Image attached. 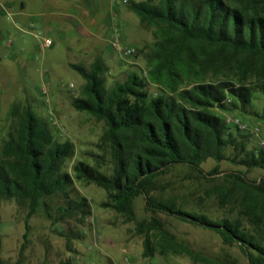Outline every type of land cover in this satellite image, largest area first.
<instances>
[{
  "label": "trees",
  "instance_id": "1",
  "mask_svg": "<svg viewBox=\"0 0 264 264\" xmlns=\"http://www.w3.org/2000/svg\"><path fill=\"white\" fill-rule=\"evenodd\" d=\"M130 8L142 24L155 26L147 76L165 91L149 95L145 80L135 73L106 88L100 58L88 69L70 64L85 80L84 96L74 99L73 106L104 122L101 143L111 156V174L79 160L72 167L73 177L65 169L74 143L56 139L30 107L19 113L13 105L14 124L0 149V202H28L29 218L44 198L61 194L65 205L58 208L59 219L83 220L90 206L86 198H72L70 192L74 179L82 180L106 191L103 207L136 223L144 234L146 257L159 251L210 264L163 228L157 216L163 214L212 230L226 243H236L249 264H264V175L255 181L247 172H225L226 184L214 186L219 203L237 204L246 225L241 218L212 220L150 195L156 180L176 167L214 181L223 172L214 167L205 173L201 165L208 158L224 160L227 146L235 151L234 164L247 171L264 170V150L247 149L248 137H234L212 111L246 112L255 88L264 91V82L246 83L249 78L264 81V0H141L131 1ZM208 75L226 78L206 81ZM140 195L151 213L148 221L136 220L134 200Z\"/></svg>",
  "mask_w": 264,
  "mask_h": 264
},
{
  "label": "rangeland",
  "instance_id": "2",
  "mask_svg": "<svg viewBox=\"0 0 264 264\" xmlns=\"http://www.w3.org/2000/svg\"><path fill=\"white\" fill-rule=\"evenodd\" d=\"M131 1L141 0H0L5 4L2 12L7 11V15L0 12V149L14 124L13 105H18L19 113L28 106L56 139L74 143V156L65 169L73 177L72 167L79 160L111 174V156L101 143L104 122L73 106L74 99L84 96L85 80L70 64L88 69L100 58L106 67L102 75L106 88L135 73L145 80L149 95L165 91L147 76V58L156 40L155 26L140 22L138 14L130 8ZM45 37L52 39L51 46L43 44ZM116 37L120 41L118 50L113 46ZM128 46L137 48L131 58L120 52ZM224 78L208 75L206 81ZM263 82L249 78L246 83ZM258 87L246 112L217 108L212 111L224 121L228 116H240L264 130V91ZM42 90L47 92L43 94ZM229 132L237 139L245 136L235 128ZM250 148L248 140L247 149ZM234 153L227 146L223 149L224 160L208 158L203 162L205 173L214 167L223 172L214 181L188 168L176 167L156 180V188L150 195L212 220L241 218L246 225L237 204L219 203L214 186L226 184L225 172H247L249 180L257 181L264 170L252 167L247 171L234 164ZM70 192L72 198H86L90 206V214L83 220L77 216L59 219L58 208L65 205L61 194L44 198L29 218L28 202L1 200L0 264H202L185 254L164 255L155 251L153 257L144 256V234L137 230L135 222L101 205L107 200L104 189L74 179ZM134 211L137 221L150 220L143 195L134 200ZM157 216L163 228L196 257L206 258L210 264H249L237 244L226 243L218 233L174 217Z\"/></svg>",
  "mask_w": 264,
  "mask_h": 264
},
{
  "label": "built area",
  "instance_id": "3",
  "mask_svg": "<svg viewBox=\"0 0 264 264\" xmlns=\"http://www.w3.org/2000/svg\"><path fill=\"white\" fill-rule=\"evenodd\" d=\"M129 0H123V2H128ZM10 14V13H9ZM43 44L45 46H51L53 44V41L50 37H45ZM113 46L116 48L115 50H118L120 48V41L119 38L116 37L113 40ZM137 48L135 47H125L121 48L120 52L123 57L125 58H131L134 55H136ZM43 94H45L47 91L42 90ZM230 100L227 99V102ZM225 125L227 128L233 129L235 128L237 131L242 133L243 135L248 137V140L251 142V150H254L255 153H257L259 150H264V130L256 124H250L248 122H245L240 116H228L225 119Z\"/></svg>",
  "mask_w": 264,
  "mask_h": 264
},
{
  "label": "crops",
  "instance_id": "4",
  "mask_svg": "<svg viewBox=\"0 0 264 264\" xmlns=\"http://www.w3.org/2000/svg\"><path fill=\"white\" fill-rule=\"evenodd\" d=\"M5 8V4H3V3H0V12L1 13H3V14H5V15H7V11H4V12H2V10ZM10 13V12H9ZM0 29H1V27H0ZM1 34V33H0ZM8 84V82H7V78H4V85H7Z\"/></svg>",
  "mask_w": 264,
  "mask_h": 264
}]
</instances>
